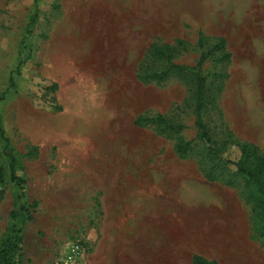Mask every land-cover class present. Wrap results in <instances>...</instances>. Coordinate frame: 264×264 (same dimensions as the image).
I'll return each mask as SVG.
<instances>
[{"label": "rangeland", "instance_id": "1", "mask_svg": "<svg viewBox=\"0 0 264 264\" xmlns=\"http://www.w3.org/2000/svg\"><path fill=\"white\" fill-rule=\"evenodd\" d=\"M109 4L39 0L26 39L33 0H0V117L22 181L18 187L11 180L0 140V242L12 224L21 229L20 264H191L194 254L217 264H264V239L240 182L226 186L220 166L214 182L201 172L211 162L194 126L190 78L215 38L241 59L264 43V33H196L194 20L169 1L146 3V33H123ZM253 21L246 19L248 30ZM165 44L186 70L162 85L142 83L140 75L163 68L149 47ZM238 68L210 59L199 72L216 89L215 75ZM222 91L220 113L206 107L201 114L214 165L240 155L223 145L231 131ZM157 115L182 125L178 137L191 142L187 159L174 153L175 136L134 124ZM18 206L28 214L12 222Z\"/></svg>", "mask_w": 264, "mask_h": 264}, {"label": "trees", "instance_id": "2", "mask_svg": "<svg viewBox=\"0 0 264 264\" xmlns=\"http://www.w3.org/2000/svg\"><path fill=\"white\" fill-rule=\"evenodd\" d=\"M39 0H33L34 13L29 19V22L25 29L26 39L29 35L31 28L36 22L37 16V3ZM204 38L199 35L197 40V47L202 50L204 47ZM214 44L206 51H202L198 62L196 64L194 74H190L191 84L193 85V99L195 102L194 107V126L197 129V136L199 140L205 143V153L208 161L211 162V167L208 170H202V174L209 182L215 181V172L220 166L222 172H227V177L223 181L226 186L232 187L236 181H239L242 186V198L244 202L251 207V212L256 216L258 224L259 236L264 239V153L262 150L246 142H242L229 132L230 137L223 145L231 144L238 148L240 155L235 162L224 161L220 165H214V157L216 155L215 149H212L210 145L213 144L207 127L202 120L201 114L206 107L211 110H216L220 113L217 105V99L222 90H224L225 82L229 78L227 74H218L214 78L219 81L218 87H207L205 77L200 75L199 68L206 60H213L218 64L228 65L231 61V54L227 50L226 40L222 37H217L214 40ZM24 50H27L26 40L23 42ZM177 47L183 48L185 51L184 43L177 41ZM148 54L151 58L162 62V70L160 72L151 71L150 73L142 74L139 76V80L145 84L162 85L165 83L175 72L185 71L186 68L173 63L174 56L177 54L174 47L170 45H151L148 49ZM25 59H22L17 66L16 71L24 64ZM17 74V73H16ZM13 76V75H12ZM12 76L9 79L10 86H12ZM215 86V85H214ZM51 92H56L57 86L52 85L48 88ZM134 124L137 127L146 128L151 127L157 131L160 135H168L169 138L175 136L173 151L179 159H187L191 153V142H185L178 137L180 131L183 129L182 125L173 122L170 119H165L163 116L157 115L153 118H144L139 116L135 119ZM229 131V129H228ZM0 140L4 144L3 153L9 159V170L11 174V180L16 182L18 187L21 186L22 181L15 176V159L10 155V143L5 136L2 128L0 117ZM221 174V173H220ZM22 212L28 214L26 207L18 206L17 210L10 213V220L13 222ZM28 216V215H27ZM27 220L29 217L26 218ZM21 254V229L12 224L5 233L2 241L0 242V264H20L18 258ZM191 264H217L214 260H207L204 257L194 254L191 257Z\"/></svg>", "mask_w": 264, "mask_h": 264}, {"label": "crops", "instance_id": "3", "mask_svg": "<svg viewBox=\"0 0 264 264\" xmlns=\"http://www.w3.org/2000/svg\"><path fill=\"white\" fill-rule=\"evenodd\" d=\"M101 1V0H97ZM112 11V23L116 27H127L123 33H146L147 2L169 1L173 7L184 11L194 20L196 33H264V0H106ZM253 18L251 30L246 24ZM218 25L223 30H210L205 27ZM201 27V28H198ZM133 28V29H131ZM228 30H227V29ZM236 28L237 30H230ZM240 28V29H238ZM246 28V29H244ZM252 51H244V57L231 58L238 69L229 73L224 95L228 128L235 138L257 147L264 146V43ZM234 79V81H233ZM249 99V101L247 100Z\"/></svg>", "mask_w": 264, "mask_h": 264}]
</instances>
